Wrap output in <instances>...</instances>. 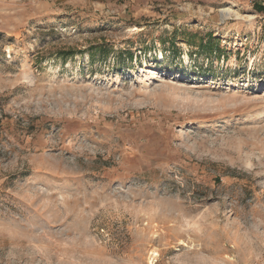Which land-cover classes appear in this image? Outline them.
Segmentation results:
<instances>
[{"label": "rangeland", "instance_id": "1", "mask_svg": "<svg viewBox=\"0 0 264 264\" xmlns=\"http://www.w3.org/2000/svg\"><path fill=\"white\" fill-rule=\"evenodd\" d=\"M0 264H264V3L0 0Z\"/></svg>", "mask_w": 264, "mask_h": 264}, {"label": "trees", "instance_id": "2", "mask_svg": "<svg viewBox=\"0 0 264 264\" xmlns=\"http://www.w3.org/2000/svg\"><path fill=\"white\" fill-rule=\"evenodd\" d=\"M208 50H209L210 52L214 51V49H213V48H209Z\"/></svg>", "mask_w": 264, "mask_h": 264}, {"label": "bare ground", "instance_id": "3", "mask_svg": "<svg viewBox=\"0 0 264 264\" xmlns=\"http://www.w3.org/2000/svg\"><path fill=\"white\" fill-rule=\"evenodd\" d=\"M154 253H155V252H154V251H152L150 255H152V254H154ZM155 254H156V253H155ZM152 256H153V255H152ZM150 263H151V260H150Z\"/></svg>", "mask_w": 264, "mask_h": 264}, {"label": "built area", "instance_id": "4", "mask_svg": "<svg viewBox=\"0 0 264 264\" xmlns=\"http://www.w3.org/2000/svg\"><path fill=\"white\" fill-rule=\"evenodd\" d=\"M264 3V0H261Z\"/></svg>", "mask_w": 264, "mask_h": 264}]
</instances>
